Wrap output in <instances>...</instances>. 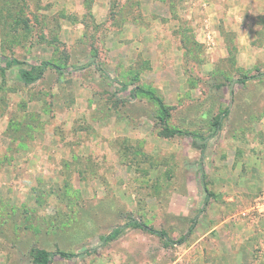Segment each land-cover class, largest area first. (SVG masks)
Wrapping results in <instances>:
<instances>
[{
	"label": "rangeland",
	"instance_id": "obj_1",
	"mask_svg": "<svg viewBox=\"0 0 264 264\" xmlns=\"http://www.w3.org/2000/svg\"><path fill=\"white\" fill-rule=\"evenodd\" d=\"M11 58L62 71L0 73V264H264V0H0Z\"/></svg>",
	"mask_w": 264,
	"mask_h": 264
},
{
	"label": "trees",
	"instance_id": "obj_2",
	"mask_svg": "<svg viewBox=\"0 0 264 264\" xmlns=\"http://www.w3.org/2000/svg\"><path fill=\"white\" fill-rule=\"evenodd\" d=\"M93 65V63H89L83 67L80 68H73V71H80L83 69H87L89 66ZM22 66H27V68H23L20 69L18 74H19V78L20 81L25 84V85H32L37 83L39 80L42 79V77L44 76V73L46 72L47 69H54L57 72L62 71V69L54 64H52L51 62L48 61H42L39 62L37 65H27L26 62L20 61L18 59L15 58H11V59H4V66H0V73L2 75H4L6 70L11 69L12 67H22ZM71 72V71H70ZM105 74V76L108 77V75L103 72ZM264 76V75H263ZM109 78V77H108ZM250 79H254V77H243L239 80H237L234 83H240V84H244L247 81H249ZM109 80L113 83L116 84L120 87V91L123 92H127L129 91V96L131 99H134L136 97L137 94H141V95H145L148 96L149 98L153 99L154 101H156L160 107V112L162 115V123H163V128L161 130V132L159 133L160 136L164 137V138H171L174 136H188L191 137L190 134L183 132V131H178V130H174L171 129L169 126H167L165 124L166 118L168 116V111L167 109L164 107L163 103L161 102V100L155 96L151 91L148 90H144L142 88H132L129 89V86L125 83H120L116 80H112L111 78H109ZM229 114V109H225L220 115H218L217 117H215L213 123H212V133H211V137H213L214 135H216L222 128V122L223 120L228 116ZM206 139H202V145H201V154L204 152V149L206 148V143H205ZM203 178V177H202ZM126 227H135V228H144L143 225L141 223H136V222H131L129 224H127L125 226ZM123 228H119V229H115L113 230L111 233H109L106 236H102L101 237V241L103 243H108L114 239H116L120 234H122L123 232ZM193 231V224L188 228L187 231V235H190ZM149 232L159 235L160 237H165V234L163 232H154L153 230H149ZM167 242L169 240H166ZM183 241L180 240L179 243H181ZM168 243H172V242H168ZM91 251L86 250L85 252L78 254V255H72V254H68L65 252H60V251H56V252H47L45 250H39V249H33L30 252V256L32 258V262L34 264H50L53 260V258L57 255L63 258H75V257H79L85 254H89Z\"/></svg>",
	"mask_w": 264,
	"mask_h": 264
},
{
	"label": "crops",
	"instance_id": "obj_3",
	"mask_svg": "<svg viewBox=\"0 0 264 264\" xmlns=\"http://www.w3.org/2000/svg\"><path fill=\"white\" fill-rule=\"evenodd\" d=\"M258 208H259V209H260V208H262V209H263V208H264V203H262V204H259V205H258Z\"/></svg>",
	"mask_w": 264,
	"mask_h": 264
}]
</instances>
